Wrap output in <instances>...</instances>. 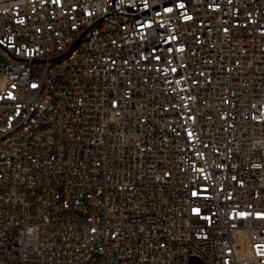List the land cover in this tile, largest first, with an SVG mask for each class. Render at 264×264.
<instances>
[{"label": "built area", "instance_id": "obj_1", "mask_svg": "<svg viewBox=\"0 0 264 264\" xmlns=\"http://www.w3.org/2000/svg\"><path fill=\"white\" fill-rule=\"evenodd\" d=\"M0 264H264V0H0Z\"/></svg>", "mask_w": 264, "mask_h": 264}, {"label": "rangeland", "instance_id": "obj_2", "mask_svg": "<svg viewBox=\"0 0 264 264\" xmlns=\"http://www.w3.org/2000/svg\"><path fill=\"white\" fill-rule=\"evenodd\" d=\"M8 86V81L5 79V77L0 76V90L6 89Z\"/></svg>", "mask_w": 264, "mask_h": 264}, {"label": "water", "instance_id": "obj_3", "mask_svg": "<svg viewBox=\"0 0 264 264\" xmlns=\"http://www.w3.org/2000/svg\"><path fill=\"white\" fill-rule=\"evenodd\" d=\"M2 59L0 58V61ZM189 264H204L201 260L197 259V258H193L190 260Z\"/></svg>", "mask_w": 264, "mask_h": 264}]
</instances>
